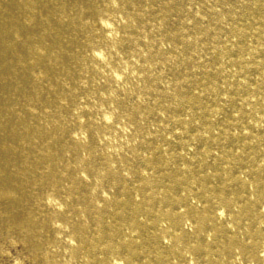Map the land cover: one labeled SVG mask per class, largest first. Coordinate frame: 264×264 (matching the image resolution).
Segmentation results:
<instances>
[{
    "label": "bare ground",
    "instance_id": "1",
    "mask_svg": "<svg viewBox=\"0 0 264 264\" xmlns=\"http://www.w3.org/2000/svg\"><path fill=\"white\" fill-rule=\"evenodd\" d=\"M0 264H264V0H0Z\"/></svg>",
    "mask_w": 264,
    "mask_h": 264
}]
</instances>
